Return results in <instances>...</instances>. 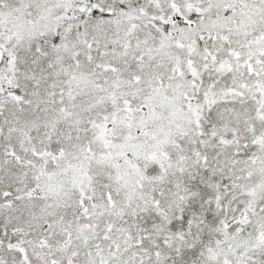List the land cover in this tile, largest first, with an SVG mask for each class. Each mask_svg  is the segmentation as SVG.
Wrapping results in <instances>:
<instances>
[{
	"label": "snow or ice",
	"instance_id": "obj_1",
	"mask_svg": "<svg viewBox=\"0 0 264 264\" xmlns=\"http://www.w3.org/2000/svg\"><path fill=\"white\" fill-rule=\"evenodd\" d=\"M0 264H264V0H0Z\"/></svg>",
	"mask_w": 264,
	"mask_h": 264
}]
</instances>
